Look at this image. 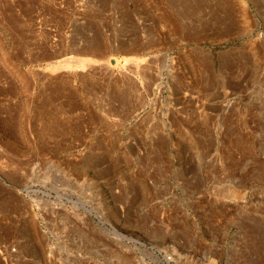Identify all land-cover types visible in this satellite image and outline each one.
<instances>
[{
	"label": "rangeland",
	"instance_id": "obj_1",
	"mask_svg": "<svg viewBox=\"0 0 264 264\" xmlns=\"http://www.w3.org/2000/svg\"><path fill=\"white\" fill-rule=\"evenodd\" d=\"M0 264H264V0H0Z\"/></svg>",
	"mask_w": 264,
	"mask_h": 264
},
{
	"label": "bare ground",
	"instance_id": "obj_2",
	"mask_svg": "<svg viewBox=\"0 0 264 264\" xmlns=\"http://www.w3.org/2000/svg\"><path fill=\"white\" fill-rule=\"evenodd\" d=\"M116 239H117V240H120V236H117Z\"/></svg>",
	"mask_w": 264,
	"mask_h": 264
}]
</instances>
